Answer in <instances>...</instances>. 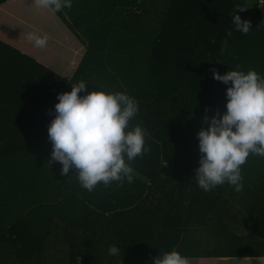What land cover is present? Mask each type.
<instances>
[{"label": "trees", "instance_id": "16d2710c", "mask_svg": "<svg viewBox=\"0 0 264 264\" xmlns=\"http://www.w3.org/2000/svg\"><path fill=\"white\" fill-rule=\"evenodd\" d=\"M238 6L246 35L232 24ZM32 32L49 35L46 48ZM237 66L264 75L257 0H73L55 13L0 0V264H153L173 248L189 264H264V157L249 156L239 192L194 178L204 117L226 111L213 69ZM81 80L139 101L130 126L148 129L150 151L131 162L134 182L89 192L49 163L58 93ZM202 235L225 253L197 251Z\"/></svg>", "mask_w": 264, "mask_h": 264}, {"label": "clouds", "instance_id": "9594fccd", "mask_svg": "<svg viewBox=\"0 0 264 264\" xmlns=\"http://www.w3.org/2000/svg\"><path fill=\"white\" fill-rule=\"evenodd\" d=\"M264 6V0H257ZM41 9L61 12L71 9L73 0H34ZM237 7L232 24L237 32L248 34L253 28ZM228 36L232 35L230 30ZM27 39L37 49L46 48L49 35L29 33ZM227 49V40L221 51ZM213 78L229 86L226 89V111L221 115H206L198 135L201 153L194 176L197 186L205 192L228 184L235 191L243 189L242 166L250 155L264 157V75L255 69H235L221 73L213 69ZM88 90V83L81 80L71 91L58 93L55 116L48 126L52 143L49 163L62 165L60 174L70 170L79 185L91 192L98 184L122 186L132 183L135 169L131 162L150 151L147 140L150 133L141 124L130 126L140 111L139 101L126 91H109L97 84ZM84 93L81 95V93ZM208 110H206L207 112ZM69 176V177H71ZM121 249L112 245L108 255L119 257ZM153 264H189V258L173 248L161 251L152 258Z\"/></svg>", "mask_w": 264, "mask_h": 264}, {"label": "rangeland", "instance_id": "374dc122", "mask_svg": "<svg viewBox=\"0 0 264 264\" xmlns=\"http://www.w3.org/2000/svg\"><path fill=\"white\" fill-rule=\"evenodd\" d=\"M73 66L76 65V62H72ZM204 236V235H202ZM197 235H194L192 239L196 240ZM217 239L214 238L213 236H204V238L199 239V245L196 244V250L199 252H204V253H225V252H220L216 247V241ZM235 251L234 249L228 250L227 252H232Z\"/></svg>", "mask_w": 264, "mask_h": 264}]
</instances>
